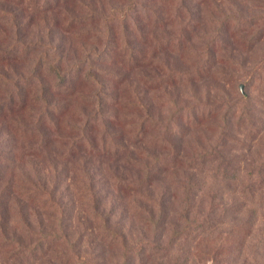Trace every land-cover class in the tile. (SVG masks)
I'll return each instance as SVG.
<instances>
[{
	"label": "rangeland",
	"instance_id": "obj_1",
	"mask_svg": "<svg viewBox=\"0 0 264 264\" xmlns=\"http://www.w3.org/2000/svg\"><path fill=\"white\" fill-rule=\"evenodd\" d=\"M82 1L96 11L127 8ZM174 1L145 0L147 11L125 31L115 25L119 43L127 35L142 52L141 98L153 121L141 139L118 143L128 127L106 110L100 122L116 137L108 148L116 158L100 147L64 153L56 141L23 156L33 141L10 132L7 119L0 123V215L6 238L25 248L0 242V264H214L217 249L225 264H264V0ZM60 7L25 25L22 42L48 47L66 68L97 49L83 32L100 24L66 32L69 15ZM93 59V69L124 73L115 58ZM22 61L0 71L26 77ZM131 81L139 86L137 74ZM152 165V183L130 189ZM12 188L46 192L49 208L19 202ZM212 205L214 231L205 225ZM241 225L248 235L240 252Z\"/></svg>",
	"mask_w": 264,
	"mask_h": 264
},
{
	"label": "trees",
	"instance_id": "obj_2",
	"mask_svg": "<svg viewBox=\"0 0 264 264\" xmlns=\"http://www.w3.org/2000/svg\"><path fill=\"white\" fill-rule=\"evenodd\" d=\"M52 1L0 0V35H2L0 65L17 59L24 60L30 69V75L18 79L10 78L4 70L0 71V92L3 93L2 97L0 95V123L7 119L10 132H14L19 139L33 141V146L23 149V156L37 155L42 152L43 147H48L56 141L59 142L64 153L78 154L84 150L87 151L88 148H90L88 152L94 153V150L100 147V152H108L116 158L118 151L115 150L112 153L108 149L116 137L118 143L123 140L137 141L146 130L147 122H153L141 98L142 52L134 47L127 35L124 42L119 43L115 31V25L121 31H125L128 21H133L135 16L142 15L145 11V0H120L127 8L118 12L113 8L106 12L96 11L82 0H54L56 4ZM171 1L175 3L174 0ZM60 5L66 7L65 13L69 15L66 32L73 31L88 22L91 23L90 25L100 24V28L87 29V32H83V35L92 33V36H95L94 43L97 49L87 55L83 61L66 68L62 67L60 57L49 54L48 47L44 45L40 47L39 42H22L24 37L22 31L25 25H32L35 17L42 11L60 9ZM72 8L74 10L84 8L87 15L79 18L72 13ZM140 11L141 14H139ZM23 20L24 23H22ZM37 46L40 48L37 49ZM40 49L42 52L37 53ZM101 53H104L105 57ZM94 57L101 60L115 58L114 63L121 65L124 73L117 71L113 74L107 69L89 67ZM24 61H22L23 64ZM134 73L139 79V86H134L133 81L128 82L129 76ZM105 80L112 82L113 85H106ZM108 91H112L111 96L108 95ZM110 108L114 110L117 121L123 118L121 125L124 128L128 127L123 129L128 133V139L125 134L114 138L108 136L109 124L104 122L101 126V117L107 116L106 110ZM99 128L100 130L103 128L105 133L98 134ZM54 135L56 140L53 139ZM154 175L155 167L146 166L142 178L128 183L130 189L139 190L150 185ZM45 193L28 188H17V190L12 188L10 192L19 202L33 201L43 208H49V202L42 201ZM261 198L264 200V196ZM218 209L212 205L210 216L205 222V225H209L213 231L217 230L219 225L218 223L214 225V222L209 220ZM3 228V215H0V242L13 244L18 246L16 250L24 251L25 248L20 246V242L6 238V230ZM236 230V233L241 234V240L234 243L238 244L237 247L241 252L248 235L247 226L241 225ZM228 238L227 235L225 240ZM34 249L30 246V251ZM221 254L222 252L217 249L213 259L214 264L227 262L220 259Z\"/></svg>",
	"mask_w": 264,
	"mask_h": 264
}]
</instances>
